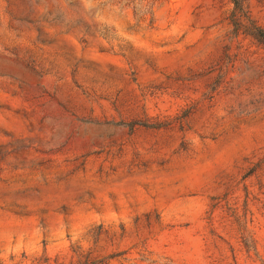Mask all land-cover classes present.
<instances>
[{"label":"rangeland","instance_id":"374dc122","mask_svg":"<svg viewBox=\"0 0 264 264\" xmlns=\"http://www.w3.org/2000/svg\"><path fill=\"white\" fill-rule=\"evenodd\" d=\"M264 0H0V264H264Z\"/></svg>","mask_w":264,"mask_h":264},{"label":"trees","instance_id":"16d2710c","mask_svg":"<svg viewBox=\"0 0 264 264\" xmlns=\"http://www.w3.org/2000/svg\"><path fill=\"white\" fill-rule=\"evenodd\" d=\"M263 43H264V30L257 28V32L255 34Z\"/></svg>","mask_w":264,"mask_h":264}]
</instances>
